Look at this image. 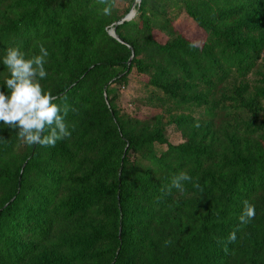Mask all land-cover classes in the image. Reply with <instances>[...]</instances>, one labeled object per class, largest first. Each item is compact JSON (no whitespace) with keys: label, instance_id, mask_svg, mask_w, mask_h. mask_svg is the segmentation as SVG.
<instances>
[{"label":"trees","instance_id":"1","mask_svg":"<svg viewBox=\"0 0 264 264\" xmlns=\"http://www.w3.org/2000/svg\"><path fill=\"white\" fill-rule=\"evenodd\" d=\"M41 44L72 135L29 146L0 122V264H264V0H0V91L6 50ZM133 69L157 107L144 119L116 101Z\"/></svg>","mask_w":264,"mask_h":264},{"label":"clouds","instance_id":"2","mask_svg":"<svg viewBox=\"0 0 264 264\" xmlns=\"http://www.w3.org/2000/svg\"><path fill=\"white\" fill-rule=\"evenodd\" d=\"M99 2L108 4V0ZM110 12V6L103 8L105 15ZM48 55L47 49L41 44L39 54L30 58H26V54L18 47H9L2 58V64L8 69L9 76L4 80L7 93L0 91V122L16 129L19 139L29 146L54 147L58 140L70 138L72 135L65 119L70 110L69 106L66 103L63 106L55 103L57 98L44 91L40 84V80L48 74L44 66ZM71 110L76 111L75 108ZM71 128L74 130L75 125ZM186 181H192V177L181 171L172 177L167 191L170 193L172 188H175L181 193L184 192ZM193 185L199 187L198 182H193ZM254 218L255 206L248 200L243 201V208L238 217L240 224L246 225ZM236 238V232L233 231L229 233L227 242H235ZM170 243L171 241H165L166 245ZM224 250L228 251L226 246Z\"/></svg>","mask_w":264,"mask_h":264},{"label":"rangeland","instance_id":"3","mask_svg":"<svg viewBox=\"0 0 264 264\" xmlns=\"http://www.w3.org/2000/svg\"><path fill=\"white\" fill-rule=\"evenodd\" d=\"M137 1L139 0H135V2ZM133 4L134 2L132 3V6ZM117 5L122 8L127 6V2L118 1ZM132 6L131 9H133ZM176 24L184 32V34L193 41L199 42L202 40L201 31L196 28L194 22H192L183 14L180 15ZM111 29L112 28H109L108 31ZM154 35L158 41H165V36L161 32L155 31ZM150 90L151 88L146 85L144 78L140 74H137L133 69L128 76V82L124 86L118 87V96L116 100L117 105L122 112L128 113L130 115L143 119L150 117L157 112V107L148 102ZM166 136L172 143H178L182 141L180 132L172 123L166 124ZM164 148V144L155 145L157 152H160Z\"/></svg>","mask_w":264,"mask_h":264},{"label":"water","instance_id":"4","mask_svg":"<svg viewBox=\"0 0 264 264\" xmlns=\"http://www.w3.org/2000/svg\"><path fill=\"white\" fill-rule=\"evenodd\" d=\"M135 14V10L134 9H130V11L124 16L122 17L120 20H118L116 22V24H119L121 23L123 20H128L130 19L131 17H133ZM109 34L112 35L113 37H115L116 39H118L119 41L122 42V39L115 33V27H113L110 31H109Z\"/></svg>","mask_w":264,"mask_h":264}]
</instances>
